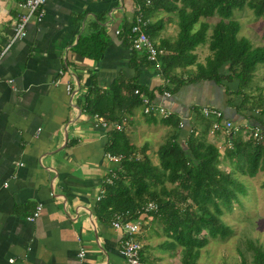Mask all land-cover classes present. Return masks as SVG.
I'll list each match as a JSON object with an SVG mask.
<instances>
[{"label":"crops","instance_id":"crops-1","mask_svg":"<svg viewBox=\"0 0 264 264\" xmlns=\"http://www.w3.org/2000/svg\"><path fill=\"white\" fill-rule=\"evenodd\" d=\"M20 1L0 0V47L12 38ZM143 3L151 39L157 44L173 41L178 33L176 10L154 7L150 0ZM137 7L133 0H46L41 21H30L26 36L13 40L0 58V264H125L119 253L122 232L112 227V219L102 220L95 212L112 165L105 157L108 129L94 126L81 104L91 75L101 90L115 79L135 76L149 89L162 83L160 71L150 63L138 66L137 73L133 49L123 41ZM94 32L106 42L99 60L75 50L81 37ZM201 51L205 58L210 55L207 45L198 46L194 53L199 63L204 62L198 59ZM226 99L223 88L196 82L183 85L168 99L159 96L157 103L172 108L188 124L195 123V106L218 108L234 122V109L225 108ZM154 116L157 121L148 122L139 106L124 121L129 142L137 148L146 144L151 160L152 151L172 133L161 117ZM235 122L248 125L242 117ZM206 137L222 154L229 146L224 132H208ZM227 165L225 160L221 167L228 170ZM37 204L42 205L40 215L30 222L27 216ZM178 205L184 211L187 204ZM156 206L141 210L137 217L144 264L237 263V250L232 257L225 249L219 259L207 255L206 247L215 238L194 248L190 261L164 214L153 215L161 212ZM80 250H84L82 258ZM250 264H254L253 252Z\"/></svg>","mask_w":264,"mask_h":264},{"label":"trees","instance_id":"trees-1","mask_svg":"<svg viewBox=\"0 0 264 264\" xmlns=\"http://www.w3.org/2000/svg\"><path fill=\"white\" fill-rule=\"evenodd\" d=\"M133 1L136 7L144 9L145 0ZM150 2L154 7L163 6L166 11L176 10L178 16L176 38L157 44L167 51L161 58L162 83L149 89L139 84L135 76L129 80L115 79L107 90H101L91 75L82 110L91 117L98 115L110 123L124 124L127 116L141 106L140 94H146L155 103L164 91L173 94L186 84L210 82L224 89L225 108L234 109V122L242 117L248 127H258L261 134V140L255 141L251 130L243 126L239 132L230 131L225 134L229 146L222 154L206 137L216 119L204 117L201 108L195 106V123L183 121L184 127H179L182 119L175 114L161 117L160 121L170 126L172 133L157 147V164H154L146 153V144L137 148L129 142L125 124L121 131L108 129L106 152L122 158L109 168L107 178L111 182L105 180L102 185L103 193L95 205L96 215L102 220H111L115 214H122L124 219L133 220L147 202H155L161 212L153 215L164 214L175 241L183 243L191 261L195 257L194 248L204 246L209 238L229 234L230 229L221 216L231 209L233 201L239 202V195L246 194V187L236 173L253 178L258 172H264V95L252 92L255 72L264 64V45L254 46L247 37L239 36L240 23L235 19V12L245 7L252 10L255 18H264V0ZM176 2L180 6L174 5ZM214 16L218 20L210 25L207 19ZM124 32L126 42L127 30ZM105 45L100 33L94 32L81 37L75 50L82 56L99 60ZM200 45H207L210 52L203 63L197 62L194 53ZM132 51L138 73V66L149 62L145 53ZM190 66L194 69H187ZM226 83H234V89ZM135 89L138 93H134ZM146 117L148 122L157 121L152 114ZM225 160H228V170L221 167ZM261 186L264 188V180ZM181 203L187 204L184 211L178 205ZM248 245L254 264H264V249L252 242Z\"/></svg>","mask_w":264,"mask_h":264},{"label":"built area","instance_id":"built-area-1","mask_svg":"<svg viewBox=\"0 0 264 264\" xmlns=\"http://www.w3.org/2000/svg\"><path fill=\"white\" fill-rule=\"evenodd\" d=\"M46 0H22L18 3V10L16 12V18L14 25L12 27V38L6 45L0 47V58L4 55V53L9 49L11 43L15 39H20L26 36L27 25L30 21H41L43 17V6ZM146 3H149V0H146ZM147 25L148 22L143 16V12L140 6L137 7V15L131 24L128 32V41L132 49L143 52L146 54V59L149 63L153 65L156 70L160 71L161 58L167 54V51L164 48H161L155 43L149 34L147 33ZM116 34L119 33L118 30L115 31ZM61 73V72H60ZM66 91L70 93V85H66ZM134 93H138V90L135 89ZM162 97L168 99L171 97V93L168 91H164L161 95ZM140 98L142 101L141 108L142 113L145 115L152 114L162 118H167L174 113L172 108H169L161 103H153L149 100L146 94H140ZM201 112L204 117H213L214 120L211 124V128L209 130L210 134H214L216 132H224L232 133L239 132L241 127L244 129L251 130V136L255 141L261 140V134L258 127L250 128L247 125H241L235 123L229 119H226L222 113V111L218 108L211 106H202ZM93 125L96 127H101L103 129H115L118 131L123 130V122L122 123H110L103 117L98 115H93ZM184 122L181 120L179 122V127H184ZM232 131V132H230ZM105 157L111 163H118L122 156L121 155H112L108 152L105 153ZM107 182H111L110 179H106ZM7 184L4 183V186ZM103 190L100 191L97 199L101 197ZM52 196L53 193H50ZM42 209L41 204H37L35 206L34 211L27 216V220L33 222L39 215ZM155 210L157 206L154 202L149 201L143 207L142 211L147 212L148 210ZM111 225L113 228L118 229L122 232V240L119 245V253L124 258L125 264H144L140 259L139 253L141 250V242L137 238V234L139 232V220H126L123 218L122 214H115L111 220ZM84 255V250H80L78 252V257L82 258Z\"/></svg>","mask_w":264,"mask_h":264},{"label":"rangeland","instance_id":"rangeland-1","mask_svg":"<svg viewBox=\"0 0 264 264\" xmlns=\"http://www.w3.org/2000/svg\"><path fill=\"white\" fill-rule=\"evenodd\" d=\"M235 19L240 23L239 36L247 37L254 46L264 45L262 37L264 32L263 17L255 18L252 10L245 7L235 12ZM216 20H218L216 16L208 18L210 25H213ZM198 59L200 61L205 60L204 51L198 54ZM263 75L264 64L259 65L255 72L252 84L253 94L260 92L264 95ZM151 158L153 163H157L154 151L151 153ZM236 176L246 187V194L239 195V202L233 201L231 209L225 210L221 216V220L231 229V232L225 237L218 236L211 240L206 251L211 258L217 257L219 259L220 250L225 249L229 257H232L234 251L237 250L236 264H250L252 249L248 243L252 242L264 249V188L261 186L264 180V172H258L253 178L242 176L239 173H236Z\"/></svg>","mask_w":264,"mask_h":264}]
</instances>
